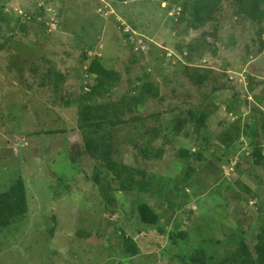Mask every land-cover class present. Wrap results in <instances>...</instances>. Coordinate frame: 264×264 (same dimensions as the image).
<instances>
[{"label": "rangeland", "instance_id": "obj_1", "mask_svg": "<svg viewBox=\"0 0 264 264\" xmlns=\"http://www.w3.org/2000/svg\"><path fill=\"white\" fill-rule=\"evenodd\" d=\"M194 1L0 0V193L21 179L27 204L0 234V264H191L264 233V20L216 0L211 20L178 24ZM95 55L120 81L89 103L158 90L142 122L113 131V160L147 174L146 193L121 191L111 174L93 180L81 148L75 100L94 85L81 58ZM145 140L160 158L142 161ZM139 201L157 225L140 223Z\"/></svg>", "mask_w": 264, "mask_h": 264}, {"label": "trees", "instance_id": "obj_2", "mask_svg": "<svg viewBox=\"0 0 264 264\" xmlns=\"http://www.w3.org/2000/svg\"><path fill=\"white\" fill-rule=\"evenodd\" d=\"M214 1L216 0H195L190 14H184L182 11L178 16V24L181 23L183 16L188 17L186 21L189 27L211 20L214 10H219V3L214 5ZM263 1L234 0L232 5H238L241 8L242 5H246L248 8H252L251 13H253L252 17L255 19L254 21L262 23L264 20V11L261 10L260 4ZM212 7L214 8L213 11ZM197 47V44H193L188 46V50L198 52L199 48ZM81 63H86L85 75L94 77V85L87 86L90 92L79 95L75 100V103L78 104L77 124L82 140L81 148L85 153L84 155L87 158L89 157L94 164L93 180H106V176L111 174L112 179L118 182L121 191L146 193L150 186L149 182L152 179L139 169H132L129 166L113 160L115 152V145L113 143L115 136L113 131L124 125L135 124L139 121L142 122L147 116L141 114L146 103L148 101L155 103L160 100L158 90L149 84H144L136 95L130 96L127 100H122L120 104L110 102L89 103V97L96 96L102 98L103 95H107L111 87L119 83L120 76L117 72L103 66L101 59L96 55L91 59L87 56L82 57ZM54 76L58 80L64 81L62 74H54ZM127 114H130L128 120L125 119ZM188 115L190 119L191 112ZM200 123L201 121L198 122V124ZM183 126L184 122L182 121L180 127ZM154 132L160 136L157 131L154 130ZM138 142V154L141 155L142 161H147L153 156L160 158V151L152 153L149 147H146L151 144L150 141ZM251 155L255 158L256 164L263 158L261 151L254 147ZM179 157L187 161L188 164L191 155L187 150H180ZM196 159L199 160L201 157L197 156ZM188 167L186 168L187 170ZM187 170L184 172L188 174L183 175L179 182L180 185L183 184L185 178L189 177L190 171ZM26 208L24 183L21 179H17L11 189L7 192L0 193V234L12 226L17 227V224H20L27 212ZM136 210L139 221L143 225L155 226L158 224L159 218L150 204L139 201L137 202ZM255 230L254 228L253 231H245L239 238L235 249L222 258H218L214 254L208 256L205 252L199 251L196 255L191 256L189 262L191 264H264V233L260 229L258 232ZM158 234L163 235V232L158 230ZM177 238L184 240L185 234H178ZM169 240L172 245H175V236L170 235ZM127 242L128 240L126 239L125 243Z\"/></svg>", "mask_w": 264, "mask_h": 264}]
</instances>
